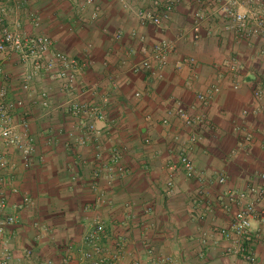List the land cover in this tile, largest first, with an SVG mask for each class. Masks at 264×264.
<instances>
[{
    "label": "crops",
    "instance_id": "obj_1",
    "mask_svg": "<svg viewBox=\"0 0 264 264\" xmlns=\"http://www.w3.org/2000/svg\"><path fill=\"white\" fill-rule=\"evenodd\" d=\"M15 1L21 2V10ZM77 2L13 0L7 4L10 23L20 22L26 30L49 34L59 50L87 62L76 92L95 87V94L88 91L81 99L100 105L107 116L97 122L100 135H90L84 144L79 143L85 130L78 118L56 108L69 94L42 75L34 84L49 92L52 105L35 104L20 90L24 67L15 62L4 64L10 86L8 100L23 97L26 101L25 107L14 113V121L22 132L23 122L28 120L37 144L29 167L23 165L16 150L4 147L15 165L12 184L20 189L12 193L6 186L7 212L18 216L17 223L9 227L16 257L13 264L24 262L23 247L34 250L35 261L51 259L61 264L69 246L71 264H88L81 250L96 216L106 225L101 244L111 256L119 254L118 264H160L161 258H171L177 264H264V213L252 223L254 263L225 255L226 241L213 232L214 227H228L232 222L236 206L228 203V190L264 186V99L253 96L255 88L264 86V40L238 39L215 12L218 0H182L160 29L138 23L134 10L146 5L144 0H128L129 8L120 0H96L102 15L86 23L79 20ZM199 10L203 23L201 38L196 41L192 26ZM32 11L41 15L38 28L31 23ZM118 30L123 32L120 40L113 37ZM141 34L149 42L167 39L175 44L160 76L129 70L130 63L141 58ZM190 56L199 65L175 69L177 59ZM233 56L240 60L243 81L234 89L230 76L224 74L221 92L205 108L212 126L192 129L170 114L174 98L193 110L196 92L205 90ZM193 73L197 78L190 85ZM136 91L142 92L140 98L135 97ZM244 109L250 110L245 119L241 117ZM165 117L170 118L169 125L162 124ZM241 124L254 133L249 147H240L235 126ZM193 131L201 137L189 149L197 175L187 178L178 170L169 188L165 165L177 161L179 147ZM175 135L181 140L176 141ZM146 137L151 139L148 144ZM114 148L120 151L119 161L128 172L115 175L112 184L95 179L93 172L100 162L96 153L101 152L102 162L108 163ZM221 174L227 176L223 184L217 182ZM25 195L32 202L22 206ZM100 195L102 202H98ZM202 232L209 234L206 244L201 242Z\"/></svg>",
    "mask_w": 264,
    "mask_h": 264
},
{
    "label": "built area",
    "instance_id": "obj_2",
    "mask_svg": "<svg viewBox=\"0 0 264 264\" xmlns=\"http://www.w3.org/2000/svg\"><path fill=\"white\" fill-rule=\"evenodd\" d=\"M13 0H0V264H13L15 261V252L12 246V239L9 233V227L16 224L18 216L16 213H8L9 198L6 191L8 185L12 193L20 192L19 187L12 184L13 170L15 165L11 163L7 148L16 150L25 167H29L37 152L35 139L29 132L30 124L28 120L23 122L24 130H18L14 121V113L25 107L26 101L23 97L16 100H8L10 86L8 75L4 64L6 62H15L24 67L20 75V90L31 98L32 102L44 108H50L52 101L49 92L44 89H37L35 80L42 75H47L56 81L60 88L67 92V99L56 106V108L68 112L78 118L80 126L85 130V136L79 137L78 142L84 144L90 135H100V129L97 122L106 120V110L94 102L83 101L81 96L90 91L96 93L95 87H88L81 92H76L79 82V74L87 65L86 61L69 55L56 47L54 39L46 33L30 31L24 29L20 22L10 23L11 9L8 2ZM124 7L129 8L128 0H120ZM146 5L140 6L134 10L138 23L142 26H153L160 29L164 23L171 17L176 5L182 0H144ZM79 20L83 23L88 21H97L102 15V7L96 0H78ZM16 8L21 10L20 1H15ZM90 11L87 13V8ZM215 12L224 19L228 30L232 31L238 39L250 41L252 39L264 40V0H218ZM34 28L41 25V15L38 11H32L29 14ZM203 15L201 10L195 13V19L192 26L193 39L201 38V28ZM133 34L136 35L134 32ZM123 36L122 30L113 34L114 39L120 40ZM140 41L141 58L129 65L132 73H145L160 76L161 72L169 65L170 55L175 51V44L167 39H161L156 42H149L145 34L138 36ZM175 69L178 71L184 67H193L199 65L195 57H181L175 62ZM223 70L218 72L217 77L207 85V88L196 92V106L188 107L180 98L173 99V106L170 114L182 121L189 128L195 129L198 126H212V121L205 110L212 98L222 90V78L224 74L230 76V82L234 89L241 87L242 78L240 76V60L233 56L223 66ZM197 78L193 73L189 79V84ZM141 91L135 92V97L140 98ZM253 96L256 100L264 99V86L253 90ZM108 101V98H105ZM250 114L249 109H244L241 117L245 119ZM162 124L169 125L170 118L165 117L161 120ZM240 139V147H249L252 144L254 133L247 129L243 124L235 126ZM72 136L73 133H70ZM174 139L180 141V135H175ZM201 137L196 132L188 135L187 141H184L178 149V159L175 162L167 163L166 169L169 172L167 186L173 185V178L178 170L184 172L187 178L197 175V170L193 159L189 155L190 146L200 140ZM148 144L150 137L145 138ZM112 159L108 163L102 162V153L97 152L96 157L100 161L93 172L95 179H105L109 184L113 183L115 175L125 174L128 168L120 163V151L117 148L112 149ZM227 181V176L221 174L217 177V182L223 184ZM203 195V190L199 191ZM228 203L236 206L232 222L228 227H214L213 232L217 233L226 245L222 252L225 255H233L241 258L248 263H254L257 256L250 246L252 239V223L261 213H264V186L251 185L247 190L230 189L226 193ZM102 196L98 197V202H102ZM222 200V198H221ZM32 202L28 195L23 197L22 206L30 205ZM90 205L85 207L86 210ZM83 241L86 245L81 251V257L88 264H118L119 254L110 255L106 247L101 244L105 236V221L96 216ZM40 225V224H38ZM42 229L47 230L46 226ZM209 234L202 232L201 242L207 243ZM122 248V245H120ZM72 246L68 247L62 259L61 264H71L70 251ZM36 254L30 247L22 248L21 264H54L51 259H39L35 261ZM160 264H177L171 258H161Z\"/></svg>",
    "mask_w": 264,
    "mask_h": 264
},
{
    "label": "rangeland",
    "instance_id": "obj_3",
    "mask_svg": "<svg viewBox=\"0 0 264 264\" xmlns=\"http://www.w3.org/2000/svg\"><path fill=\"white\" fill-rule=\"evenodd\" d=\"M23 28H24V27H23ZM21 66H22V65H21ZM23 70H24V68H22V71H23ZM22 71H21V72H22ZM19 79H20V78H19ZM8 82H9V80H8ZM41 224H42V223H41Z\"/></svg>",
    "mask_w": 264,
    "mask_h": 264
}]
</instances>
